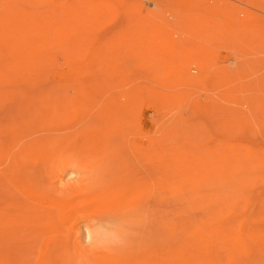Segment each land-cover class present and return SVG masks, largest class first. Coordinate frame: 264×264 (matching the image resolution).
<instances>
[{
    "label": "rangeland",
    "instance_id": "obj_1",
    "mask_svg": "<svg viewBox=\"0 0 264 264\" xmlns=\"http://www.w3.org/2000/svg\"><path fill=\"white\" fill-rule=\"evenodd\" d=\"M0 264H264V0H0Z\"/></svg>",
    "mask_w": 264,
    "mask_h": 264
},
{
    "label": "bare ground",
    "instance_id": "obj_2",
    "mask_svg": "<svg viewBox=\"0 0 264 264\" xmlns=\"http://www.w3.org/2000/svg\"><path fill=\"white\" fill-rule=\"evenodd\" d=\"M28 127H29V126H28ZM29 129H30V128H29ZM42 133H43V132H42ZM43 134H44V133H43ZM41 135H42V134H41ZM49 135H50V134H49ZM23 136H25V135H23ZM27 136H28V135H27ZM29 137H30V136H29ZM21 138H22V137H21ZM21 138H20V139H21ZM27 138H28V137H27ZM27 138H26V139H27ZM18 139H19V138H18ZM26 139H25V140H26ZM41 140H42V139H41ZM44 141H45V140H44ZM37 142H38V141H37ZM7 143H8V142H7ZM17 143H18V141H17ZM12 144H13V143H12ZM44 144H45V143H44ZM15 147H16V146H15ZM8 150H9V149H8ZM10 150H11V149H10ZM3 189H4V188H3ZM1 190H2V189H1ZM4 200H5V199H4ZM25 212H26V211H25ZM28 221H29V220H28ZM1 244H2V243H1ZM26 247H28V246H26ZM24 248H25V247H24ZM18 250H19V249H18ZM18 250H17V251H18ZM25 250H26V249H25ZM2 256H3V255H2ZM30 258H31V257H30ZM11 259H12V258H11ZM14 259H15V258H14ZM10 261H12V260H10ZM31 261H32V260H31ZM23 262H24V261H23Z\"/></svg>",
    "mask_w": 264,
    "mask_h": 264
}]
</instances>
